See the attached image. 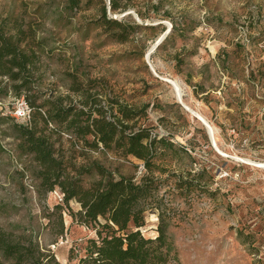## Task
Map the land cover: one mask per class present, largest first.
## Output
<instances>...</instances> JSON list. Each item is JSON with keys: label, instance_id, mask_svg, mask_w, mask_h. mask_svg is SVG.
Returning a JSON list of instances; mask_svg holds the SVG:
<instances>
[{"label": "rangeland", "instance_id": "374dc122", "mask_svg": "<svg viewBox=\"0 0 264 264\" xmlns=\"http://www.w3.org/2000/svg\"><path fill=\"white\" fill-rule=\"evenodd\" d=\"M64 1L0 0V17L34 33L36 90L78 101L70 89L78 84L103 105L148 104L137 126L184 148L155 161L164 171L151 173L156 189L141 234L165 230L173 246L166 264H264V0H115L120 9L109 17L137 25L124 41L95 23L99 0L75 14L61 10ZM7 86L0 76V228L33 233L59 264H77L96 229L63 211L64 233H54L48 214L61 193L37 197L32 156L7 136L9 119L20 123L12 115L20 97ZM51 139L75 165L96 160L137 182L148 174L135 157L73 146L66 134ZM69 206L80 209L75 200Z\"/></svg>", "mask_w": 264, "mask_h": 264}, {"label": "trees", "instance_id": "16d2710c", "mask_svg": "<svg viewBox=\"0 0 264 264\" xmlns=\"http://www.w3.org/2000/svg\"><path fill=\"white\" fill-rule=\"evenodd\" d=\"M91 2L65 0L61 10L75 14L83 7L89 8ZM97 4L100 5L95 20L98 27L106 31L118 29L112 31L113 35L119 41L126 40L137 25L109 17L110 11L120 9L115 0H110L108 5L99 0ZM33 37L30 26L25 30L10 16L0 17V76L7 79V92L9 88L16 97H23L31 109L28 123L20 124L8 118L11 132L7 136L18 140L22 154L32 156L36 165L34 176L38 180L37 197L44 198L55 188L61 193L62 203L55 204L48 214L57 221L54 233L57 237L63 235V211H66L79 224H91L98 237L87 241L86 254L77 264H166L173 246L165 230L160 227L154 238H146L139 228L144 225L147 200L156 189L151 173L157 169L164 171L155 161L165 155L176 156L184 148H177L166 137L151 136L149 129L141 124L137 126L138 120L146 115L148 104L138 108L107 98L103 105L96 94L78 84L70 88L79 92L78 101L52 92L45 96L37 91L33 76L38 68V54L34 50L38 44ZM54 134L68 135L73 146L80 144L96 150L101 147L123 157H135L143 162L148 174L137 182L130 176L115 178L96 160L75 165L55 148L51 139ZM93 175L95 179L85 180ZM71 200L80 204L78 211L71 210ZM24 231L0 228V264H59L49 248L42 247L33 233Z\"/></svg>", "mask_w": 264, "mask_h": 264}, {"label": "built area", "instance_id": "2783aa9c", "mask_svg": "<svg viewBox=\"0 0 264 264\" xmlns=\"http://www.w3.org/2000/svg\"><path fill=\"white\" fill-rule=\"evenodd\" d=\"M1 105V102H0ZM31 109L28 104L25 102L23 97L16 99V106L13 109L12 115L15 120L22 123H28L30 121Z\"/></svg>", "mask_w": 264, "mask_h": 264}, {"label": "bare ground", "instance_id": "6f19581e", "mask_svg": "<svg viewBox=\"0 0 264 264\" xmlns=\"http://www.w3.org/2000/svg\"><path fill=\"white\" fill-rule=\"evenodd\" d=\"M146 58H147V56H146ZM148 59V58H147ZM178 99V101L179 102H181V100H182V98H181V95L177 98ZM181 104L182 105H184L182 102H181ZM184 107H186L185 105H184ZM188 110H189V108L188 107H186ZM192 112V111H191ZM197 117V116H196ZM198 118V117H197ZM202 123H204L202 120H201V118H198ZM207 127H208V125L206 124V123H204ZM208 129H209V127H208ZM209 131H210V129H209ZM211 132V131H210ZM211 137H212V134H211ZM212 142H213V139H212ZM214 143V142H213ZM259 166L260 167H262V164H260L259 163Z\"/></svg>", "mask_w": 264, "mask_h": 264}, {"label": "water", "instance_id": "95a60500", "mask_svg": "<svg viewBox=\"0 0 264 264\" xmlns=\"http://www.w3.org/2000/svg\"><path fill=\"white\" fill-rule=\"evenodd\" d=\"M147 58H148V55H147ZM203 125L205 126V128H206V130H207V133H208V135H209V138H210V140H211V142H212V137H211V132L209 131V129H208V127L203 123ZM212 144H213V142H212ZM214 145V144H213Z\"/></svg>", "mask_w": 264, "mask_h": 264}]
</instances>
